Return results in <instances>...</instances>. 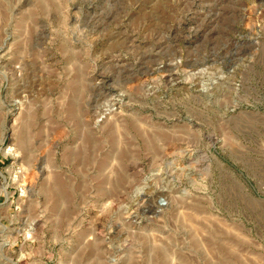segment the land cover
I'll return each mask as SVG.
<instances>
[{
    "label": "rangeland",
    "instance_id": "374dc122",
    "mask_svg": "<svg viewBox=\"0 0 264 264\" xmlns=\"http://www.w3.org/2000/svg\"><path fill=\"white\" fill-rule=\"evenodd\" d=\"M0 264H264V0H0Z\"/></svg>",
    "mask_w": 264,
    "mask_h": 264
}]
</instances>
